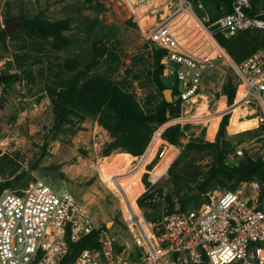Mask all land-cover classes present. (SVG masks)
<instances>
[{
    "label": "rangeland",
    "instance_id": "1",
    "mask_svg": "<svg viewBox=\"0 0 264 264\" xmlns=\"http://www.w3.org/2000/svg\"><path fill=\"white\" fill-rule=\"evenodd\" d=\"M185 1L205 26H211L227 8L224 2L214 0ZM158 2L139 6V14L135 15L127 0H0V182L8 180L13 185L5 188L22 189L40 178L58 192L69 191L87 205L98 223H109L118 242L127 240L130 244L132 234L122 217L117 193L124 197L125 210L130 202L147 217L160 218L171 201L197 188L214 166H234L257 157L264 160L259 111L252 106L243 109L236 94L234 101L228 102L222 91L232 67L223 53L209 70L204 96L199 98L215 117L180 125L185 138L182 144H176L162 137L164 128L177 116H170L168 111L170 118L154 128L138 162L132 163L133 153L122 148L106 154L113 136L101 123L99 113L91 111L97 97L102 100V109H108L102 89L113 84L143 111L162 97H172L171 101L177 103L168 90L171 81L162 76L169 87L161 90L154 79L157 47L144 30L155 20L166 23L188 11L176 10L178 0H161L156 6ZM251 2L257 10L264 9V0ZM144 9L147 10L142 12ZM7 27L11 28L9 32ZM182 35L210 45L197 22L184 29ZM171 38L173 45H181V41ZM239 39L247 40L244 50L248 53L259 46V37L256 42L246 36ZM222 46L230 60L239 62L227 46ZM215 47L218 44H213L212 49ZM72 79L78 80L80 100H93L92 104L83 118L71 112L72 120L55 129L50 88L64 87ZM223 110L227 112L221 113ZM197 111L194 107L185 113ZM225 114L231 115V124L225 128L230 147L223 153L206 145L198 147L196 144L215 140ZM217 118L216 132L210 138V121ZM146 162L150 178L160 179L145 193L152 194L148 201L154 204L141 209L136 198L143 191L140 176ZM242 181L213 179L197 200L223 188H244ZM196 202L189 198L187 207Z\"/></svg>",
    "mask_w": 264,
    "mask_h": 264
},
{
    "label": "built area",
    "instance_id": "2",
    "mask_svg": "<svg viewBox=\"0 0 264 264\" xmlns=\"http://www.w3.org/2000/svg\"><path fill=\"white\" fill-rule=\"evenodd\" d=\"M127 2L138 15L139 6L156 0ZM176 10L196 16L185 0H178ZM251 11V0H232V10L223 13L211 26H205L196 16L211 36L209 43L218 44L214 56H195L173 45L166 28L170 20L166 23L155 20L144 30L146 37L164 50L162 76L171 81L170 86H176L172 95L175 101H180L181 109L170 120L171 125L183 127L203 119L185 112L199 108L205 78L215 59L223 53L224 47L216 34L231 38L250 28L264 30V9ZM191 42L200 54L212 51L213 46L196 37ZM229 62L237 73L236 100L244 107L238 105L259 111L257 120L264 131V47L241 62L230 59ZM147 164L140 176L143 191L137 198L160 179L150 178ZM146 173L149 183L144 180ZM242 184L244 188H223L209 194L198 206L165 212L158 220L148 219L143 210L138 212L130 202L125 210L119 191L121 214L132 234V244L127 240L118 242L112 227L107 222L105 226L99 224L85 203L69 191L54 190L43 179L37 178L22 189L4 188L0 193V264H61L69 241H78L95 230L98 245L82 249L67 264H264L263 184L257 178L244 180Z\"/></svg>",
    "mask_w": 264,
    "mask_h": 264
},
{
    "label": "trees",
    "instance_id": "3",
    "mask_svg": "<svg viewBox=\"0 0 264 264\" xmlns=\"http://www.w3.org/2000/svg\"><path fill=\"white\" fill-rule=\"evenodd\" d=\"M214 1L224 2L226 4L227 8L224 13L230 12L232 10V0ZM257 11L258 10L252 5L251 12L253 13ZM241 36H246L249 40L253 39L255 42L258 40L259 37V46L250 53L246 52L244 50V46L245 43H247V40L240 41L239 38H241ZM216 38L218 39L221 45L228 47L230 53H232V55H234V57L238 59L239 62L248 57L259 47H264V30L257 28L243 30L231 38H225L220 33H217ZM175 46L179 47L177 45ZM217 49V47L213 48L214 55L216 54ZM163 52L164 50L162 48H157V51L155 53L156 70L154 79L161 90L169 87L168 85L166 87V84L162 80L163 64L161 63V58ZM236 80L237 73L234 68L231 67L226 74L225 82L222 87V91L224 94L227 95L228 102L230 103H232L235 98L237 88ZM110 85L107 86L105 89H102L101 92V95L106 100H108V109H102V100L97 97V99L95 100V107L91 110L93 112L99 113L101 123L113 136V140L109 142L107 146L106 154L114 148H122L123 150L131 152L133 154H141L146 148L154 128L158 124L165 123L170 118V116L178 115L180 113V101H177V103L175 102V104L172 101H168L165 97H162L161 100H159L151 109L143 111L134 104L133 99L129 95L122 94L120 90L117 89V87H115L113 84ZM170 88H172V94H174L176 86L173 85L170 86ZM50 93L53 105L55 129H58L63 123L72 120V118L70 117L71 112L83 118L85 116L84 114L87 113L86 109L88 108V106H91L93 101L92 100L90 102L89 100L85 99L83 101L80 100V89L77 79L70 80L69 83L64 87L50 88ZM78 108H81L83 110H78ZM168 111H170V116H168L167 114ZM218 120L219 118L210 121L208 127V137L212 138L214 136L218 125ZM230 124L231 115H223L218 125L215 140L207 141L204 144L196 145H198V147H204L205 145L210 146L216 149L217 152L223 153L230 147V141L225 133V128L227 129ZM162 137L166 138L170 142L182 144L185 135L184 130L181 128L180 124H172L164 128V130L162 131ZM133 154H131L132 163L134 160H137L138 162L141 156L143 155L141 154L139 156H135ZM152 166L153 165H149V168H151ZM149 173H151V171H149ZM135 177L138 178L139 175H136ZM252 178H257L262 181V190L264 191V160H262V158L260 157H257L256 159L249 158L248 160L234 166H225L224 164L218 167L214 166L211 170H209V174L206 176V178L198 184L197 188H191L184 196L178 198L177 200L171 201L167 205L163 213L175 211L176 202H180V208L187 207L186 202L189 198H194V200H196L197 202L194 203L193 206H198L202 201L209 198V195H207V197L201 200H197L198 197L207 190L210 181L213 179L224 182V180L234 179L236 181H241ZM144 180L145 183H149L147 180V173L145 174ZM11 185H13V182L11 181H2L0 182V190H3L5 187ZM194 189H198L199 194H192V191ZM145 193H143L137 198V203L140 207H145L146 205L154 204L153 202L148 201V198L152 197V194ZM147 218L150 220L159 219V217L151 218L149 214ZM99 224L105 226L106 221ZM97 245V230L78 241H69V250L61 261V264H67L70 260L74 259L82 249L86 247H95ZM192 264L209 263L202 262Z\"/></svg>",
    "mask_w": 264,
    "mask_h": 264
},
{
    "label": "bare ground",
    "instance_id": "4",
    "mask_svg": "<svg viewBox=\"0 0 264 264\" xmlns=\"http://www.w3.org/2000/svg\"><path fill=\"white\" fill-rule=\"evenodd\" d=\"M195 22H197L199 24V28L201 29L202 36L204 35V36H208L210 38L211 36L208 33V31L206 30L205 26L202 23H200V21H197V19L195 18V15L192 12L182 13L178 17L172 18L169 22H167L166 28L168 30V33L173 37V39L177 43H179V41H181V43H179V44H181L182 46L179 45V47L186 50L190 54L195 55V56H207V55L208 56H214V52H212V51L210 52L207 50H205L203 52V54L199 55V53L195 49L196 47L193 45V42H191L192 38H190V37L187 39L183 38L182 31L184 29H187L188 26H191ZM193 38H194V36H193ZM209 44H210L209 46H213V44H217V42L214 41V42L209 43ZM222 51L224 53V56L229 60L230 57L228 56L227 52L223 48H222ZM212 53H213V55H212ZM233 107L238 108L237 105H234ZM201 113L205 114V115H201ZM194 116L196 118L202 117V118H204V120L208 121L210 118H213L216 115L211 113V111L208 109L207 103L203 100L200 103L198 111L196 114H194ZM126 196H127V193H126ZM131 205L133 206L132 203H131Z\"/></svg>",
    "mask_w": 264,
    "mask_h": 264
},
{
    "label": "water",
    "instance_id": "5",
    "mask_svg": "<svg viewBox=\"0 0 264 264\" xmlns=\"http://www.w3.org/2000/svg\"><path fill=\"white\" fill-rule=\"evenodd\" d=\"M11 30V28H9V27H7V31L9 32ZM170 92H172L171 91V88H169L168 89ZM168 101H171V99H172V97H167L166 98ZM167 114H168V112H167ZM199 190L198 189H194L193 191H192V194H195V193H197ZM180 202H176V205H175V209H179L180 208ZM107 225L109 226V223H107Z\"/></svg>",
    "mask_w": 264,
    "mask_h": 264
}]
</instances>
